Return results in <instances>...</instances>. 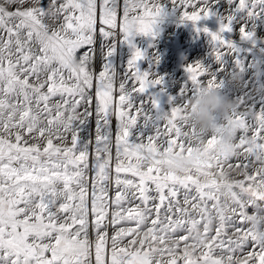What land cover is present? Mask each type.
<instances>
[{"label":"snow or ice","instance_id":"1","mask_svg":"<svg viewBox=\"0 0 264 264\" xmlns=\"http://www.w3.org/2000/svg\"><path fill=\"white\" fill-rule=\"evenodd\" d=\"M170 2L0 0V264H264V0ZM166 16L209 42L167 110L135 43ZM237 80L213 134L188 126Z\"/></svg>","mask_w":264,"mask_h":264},{"label":"rangeland","instance_id":"2","mask_svg":"<svg viewBox=\"0 0 264 264\" xmlns=\"http://www.w3.org/2000/svg\"><path fill=\"white\" fill-rule=\"evenodd\" d=\"M161 2L168 5L169 8L171 7L170 0H161ZM188 11H191V9H188ZM201 26H206L211 31H215L216 29V25L212 21L203 22L202 25H197V27ZM155 31L158 33L155 39L138 36L135 38V43L141 50L146 52V60L141 62L139 65L141 71L150 70L153 71L157 76L163 78V87L166 95L161 97V102L164 109L167 110L169 106L164 103V101L167 99V96L176 97L180 88L185 85L186 75L184 68L192 63L204 62L206 60L209 51V42L203 33L197 34L191 24H180L178 23V18L174 16H166L163 21L157 25ZM260 34L264 35V32H261ZM127 56V46H121L118 49V62H125L124 68H126ZM154 58H158L159 62L150 67V61ZM245 79H248V77L246 76ZM242 83L243 82L240 80L234 82L235 90L232 93L233 99L237 94L240 93ZM91 94L93 97L92 110L94 112V89L91 90ZM80 110L82 111L83 109L81 108ZM92 124L94 126L95 118H93ZM115 125L116 121L113 118V133L115 132ZM241 161L246 162L244 155H240L238 157L234 156L230 160L232 164H236ZM232 175L238 179L241 178L235 172H233ZM181 194L182 195L180 198L182 200L183 193Z\"/></svg>","mask_w":264,"mask_h":264},{"label":"clouds","instance_id":"3","mask_svg":"<svg viewBox=\"0 0 264 264\" xmlns=\"http://www.w3.org/2000/svg\"><path fill=\"white\" fill-rule=\"evenodd\" d=\"M234 103L233 98L222 95L218 90L206 89L197 98L191 100L188 105V126L195 128L197 132L203 135H211L215 131L213 127L214 118L222 117L226 112H230ZM234 134L231 126H226L218 147L227 148L231 144Z\"/></svg>","mask_w":264,"mask_h":264},{"label":"bare ground","instance_id":"4","mask_svg":"<svg viewBox=\"0 0 264 264\" xmlns=\"http://www.w3.org/2000/svg\"><path fill=\"white\" fill-rule=\"evenodd\" d=\"M97 48H99V40H98V42H97ZM168 67V66H167ZM166 67V68H167ZM93 118H95L94 116H93ZM93 118H92V121H93ZM181 193H183V190H181ZM182 195V194H181Z\"/></svg>","mask_w":264,"mask_h":264}]
</instances>
